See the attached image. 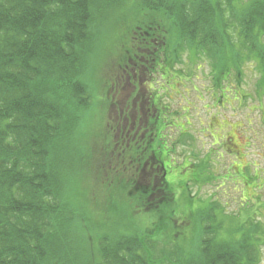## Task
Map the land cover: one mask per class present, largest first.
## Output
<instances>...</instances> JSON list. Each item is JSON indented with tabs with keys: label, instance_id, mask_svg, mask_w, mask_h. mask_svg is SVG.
Here are the masks:
<instances>
[{
	"label": "trees",
	"instance_id": "obj_1",
	"mask_svg": "<svg viewBox=\"0 0 264 264\" xmlns=\"http://www.w3.org/2000/svg\"><path fill=\"white\" fill-rule=\"evenodd\" d=\"M120 13L127 20L113 25L129 24L114 48L122 45L126 56L110 84L117 89L122 82L134 92L128 96L132 104L108 125L114 132L107 157L116 180L111 186L117 185L123 199L107 198L103 207L83 181L82 160L90 169L84 153L92 148L83 145L82 122L92 105L90 63L96 41ZM185 60L206 62L221 92L229 89L221 85L229 71L240 76L241 67L253 64L255 91L264 100V0H0V264L257 261L264 233L260 221L218 220L220 204L214 197L208 203L199 197L203 205L186 219L193 218L195 242L190 245L185 222L177 223L173 200L168 204L173 190L163 177L165 164L187 130L180 129L167 145L171 112L159 103L160 94L144 95L140 86L146 69L150 83L155 73L166 86L180 82L182 71L171 68ZM139 97L142 105L137 106ZM145 97L152 108L147 119ZM220 142V149L234 152L233 142L226 137ZM95 157L99 165L101 158ZM116 170H121L117 178L112 175ZM233 174L230 167L224 178ZM189 179L199 181L189 173L183 186ZM91 205L96 213L89 211ZM164 205L165 218L143 227L136 219L127 226V213L121 212L131 207L144 220L143 213L161 211Z\"/></svg>",
	"mask_w": 264,
	"mask_h": 264
},
{
	"label": "rangeland",
	"instance_id": "obj_2",
	"mask_svg": "<svg viewBox=\"0 0 264 264\" xmlns=\"http://www.w3.org/2000/svg\"><path fill=\"white\" fill-rule=\"evenodd\" d=\"M122 18L127 20L120 13L115 20L104 26L96 41L90 63L93 86L92 105L82 122L83 145L94 150L93 152L86 150L84 153L85 161H91V168H87L82 160L83 181L89 185V189L87 188L89 195L93 194L103 207L107 206V198L117 201L123 199V192L117 185L111 186L116 183V180L111 178L107 157L108 151L112 149H109V144L114 132H111L108 125L113 124L114 119L121 115L120 109L125 111V108L132 104V98L128 96L134 92L132 86H125L122 82L118 84L117 89H113V85L110 84L116 81L113 79L117 75L119 76L117 67L124 55L126 56V50H122V45L114 48L116 40L120 39V34L129 24L126 21L121 25H113L120 23ZM105 27L106 32H104ZM171 70L175 73L178 70L182 71L179 74L182 78L180 82L172 81L166 86L163 84L164 78L155 73L150 83L151 78L146 69L143 80L147 84L143 83L144 85L140 87H144L142 88L144 95L160 94L159 103L171 112L170 125L165 131L167 145L171 146L172 140L180 136V129L187 130L180 144L177 139L176 151L171 154V161L165 164L168 167L166 180L173 190V199L168 204L170 205L173 200L172 214L177 223L185 222L182 228L186 232L187 243L192 245L195 242L193 218L187 222L186 219L189 217V212L203 205V202L198 200L199 197L207 203L214 197L220 204L222 210L218 220L235 217L237 223H242L244 220L253 219L260 221L264 226V174L262 173L264 170V100H261L255 91L258 73L253 64H245L241 67L240 76L236 71H229L226 80L221 82L222 88L225 84L229 86L227 92L216 89L217 80L214 81L209 66L204 61L191 64L185 60ZM159 88L166 89V93ZM140 102L142 101L139 97L135 103L140 106L142 105ZM171 122L174 124L171 125ZM116 134L118 135L117 131ZM224 137L234 144L232 154L220 149L219 144ZM183 145L185 147H182ZM210 149L214 151L209 155ZM95 151L98 153L93 154ZM94 156L101 158L99 165H96ZM113 163L117 164V161ZM186 165L190 168L194 165L195 167L190 170L186 168ZM230 167L234 174L231 178H224ZM103 168L105 171H102ZM124 170L126 169L123 168ZM189 173L194 174L199 181L189 179L190 181H186V187L182 184V178L187 179ZM118 174L121 175V170L118 172L116 170V173L112 175L117 178ZM158 195L160 199L162 195ZM164 202L168 205L167 201ZM166 205L160 208L161 211L143 213L144 220H142V213L133 211L131 207L128 212L125 209L121 212L127 213V226L131 227L136 219L143 227L158 219L163 220L166 215ZM89 211L97 212L93 210L92 205ZM167 230L172 233L174 229L167 227ZM254 264H264V233L260 235L257 244V261Z\"/></svg>",
	"mask_w": 264,
	"mask_h": 264
},
{
	"label": "flooded vegetation",
	"instance_id": "obj_3",
	"mask_svg": "<svg viewBox=\"0 0 264 264\" xmlns=\"http://www.w3.org/2000/svg\"><path fill=\"white\" fill-rule=\"evenodd\" d=\"M136 67V65H134L133 67H132V71L133 70H135L134 68ZM145 69V68H144ZM149 96H151L152 94H148ZM155 95V94H154ZM153 95V96H154ZM144 102H145V105H144V109H145V118H146V115H147V112H150L151 110H152V108H148V98L147 97H145V100H144ZM135 116H137L138 117V115L136 114ZM140 116H142V114L140 115ZM136 118V117H135ZM143 116L140 118V119H145ZM147 119V118H146ZM127 122H126V124L128 123V120H126ZM147 121V120H146ZM134 122H136V121H133V127H134ZM143 126H146V123L143 125ZM138 128H141V126H138ZM129 130H128V132L125 134L126 135V137H129L130 135H129ZM144 133H146V132H144ZM134 136H132L131 137V139H128L127 140V143H129V141L130 140H132L134 137H136V135H137V132H135L134 134H133ZM143 136V135H142ZM140 138H144V136L143 137H140ZM167 170H168V168H167ZM166 173H168V171L167 172H165L164 174H163V177L164 176H166Z\"/></svg>",
	"mask_w": 264,
	"mask_h": 264
}]
</instances>
